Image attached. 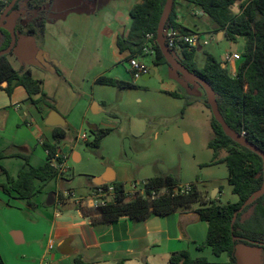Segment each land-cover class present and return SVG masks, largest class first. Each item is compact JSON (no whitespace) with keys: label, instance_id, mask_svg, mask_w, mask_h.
<instances>
[{"label":"rangeland","instance_id":"374dc122","mask_svg":"<svg viewBox=\"0 0 264 264\" xmlns=\"http://www.w3.org/2000/svg\"><path fill=\"white\" fill-rule=\"evenodd\" d=\"M33 4L30 5L29 2ZM142 0H22L20 8L10 14L14 18L15 26L22 28L20 37L25 38L29 30L28 25L33 23L37 17L50 19L48 29L56 33L58 30H66L71 34L76 31L88 30L89 35L94 37L95 32L101 34L107 31L108 35L114 32V36H121L120 31L127 32L131 26V18L128 8L134 3ZM35 2L40 3L37 9ZM239 5L232 7V12L238 13ZM187 24L194 32L201 33L202 41L198 54V65L204 64V52L223 61L225 54L241 51L244 48V39H238L236 43L224 39L218 40L217 32L208 17L204 15L187 14ZM74 31V32H72ZM215 35V36H214ZM118 49L114 43L113 53L109 50L107 58L115 65V71L124 74L121 80L136 85L135 88H119L112 86L96 85L94 87V98L91 94V83L84 98L70 100V87L64 86L60 101H63L71 109L68 121L72 124L66 134V141L61 142V151L67 153L65 187L75 191L76 196L83 195L88 183L101 179L108 169H112L117 181L124 184L127 192L133 190L132 184L138 188L143 183L156 176L171 174L175 176L182 185H193L197 191L207 200L214 199L218 204L237 202L238 197L232 193L228 184V169L224 163L216 162L226 156V151L221 150L218 157L208 148V143L214 137L210 120L211 110L207 108V97L203 88L194 81H190L174 71L169 65L155 67L152 60L147 59L150 69L154 74L149 79L140 78L134 80L125 70V61L119 56ZM83 57V56H82ZM100 53L92 63H88V71L100 67ZM12 61V58H9ZM69 62V58L65 60ZM74 63L71 58L70 66ZM16 63L14 64V66ZM229 67V64H228ZM229 69V68H228ZM231 72V68L229 69ZM35 76L45 78L42 71ZM48 89L54 88V82L58 78L48 76ZM57 84V82H56ZM73 89L78 88L76 83H71ZM70 88V89H69ZM90 91V93H89ZM48 92V91H47ZM170 92H176L182 98L171 96ZM64 96V97H63ZM7 98V94L0 92V103ZM92 105L100 106L101 111L93 114L91 110L84 118L83 111ZM64 103L61 106H63ZM189 103V105H187ZM21 105L20 113L32 105ZM36 107V106H35ZM37 108V107H36ZM40 112L41 109L37 108ZM8 122L6 131H0V137L8 138L15 144L32 142L31 150L37 156L43 153V149L31 139L27 126L14 117L13 111ZM6 112H0V124L5 121ZM8 119V118H7ZM6 119V120H7ZM17 124V125H16ZM97 129H112V132L104 137L99 147L92 146ZM1 126V125H0ZM85 134L86 141L81 139ZM3 148L0 145V152ZM7 151L8 149H5ZM79 155L73 158V153ZM77 160V161H76ZM1 165L9 170L10 175L15 176L19 169L25 165L20 158H8L0 160ZM32 165L37 166L38 160L33 158ZM0 182H6V175H0ZM54 183L47 187V191L54 190ZM218 189V192L216 190ZM46 197V196H44ZM25 200H15L0 189V224L11 225L26 229L27 222L40 220L36 212L27 210ZM200 203H194L192 208L198 209ZM182 211V210H179ZM204 238L207 233V224L203 222ZM23 232V230L18 229ZM16 255L5 254L6 264H38L28 258L37 251L33 243L27 242L16 245ZM38 249L42 250L39 244ZM193 257H205L210 262H225V254L217 257L209 248L202 251L194 246L188 250ZM238 264H264V249L239 246L236 250ZM143 263V260H141ZM148 264H169L167 259L159 257L153 260L149 257Z\"/></svg>","mask_w":264,"mask_h":264},{"label":"trees","instance_id":"16d2710c","mask_svg":"<svg viewBox=\"0 0 264 264\" xmlns=\"http://www.w3.org/2000/svg\"><path fill=\"white\" fill-rule=\"evenodd\" d=\"M19 0L12 11L20 8ZM166 0H143L135 4L129 11L131 26L126 37H118L117 47L120 53L128 52L129 59L142 52L145 37L153 34L157 38V30ZM185 3L197 10L198 15L209 18L217 33L223 32L231 42L244 39L241 60L237 62L236 73H230L228 64L220 62L208 52H204V64L198 65L199 49L184 46L180 54L174 55L189 71L199 75L213 88L219 111L231 129L242 135L249 142L264 151V0H174V5L165 28L172 25L179 33L194 32L190 28L177 22V7ZM30 5L33 3L30 1ZM239 5L238 13L232 12V7ZM37 9L40 3L35 2ZM7 5L0 3V16ZM47 21L37 17L28 25V34L43 36L46 32ZM16 33H22V28L15 26ZM11 44V35L0 27V51ZM155 57L152 63L155 67L168 65L157 43L154 44ZM57 74L61 71L53 64ZM6 83L3 88L2 85ZM99 85L135 88L133 83L124 82L116 78L99 77ZM17 87H22L28 93L29 100L37 108L45 104L56 109L53 100L43 89L42 80L33 76L32 70L22 65L16 70L8 59V55L0 57V89L9 96ZM175 98H182L176 92H170ZM189 105V103L187 104ZM207 108H210L206 103ZM210 125L214 137L208 143L214 158L221 150L226 156L216 162L224 163L228 169V184L232 193L238 197L237 202L218 204L216 200L205 199L192 186L186 194L172 195L176 187L181 186L178 179L171 175L156 176L146 180L147 194L151 190L168 189L157 199L150 200L141 195L129 196L125 193L124 184L114 180L111 182L116 190V197L112 203L96 210H80L84 217L90 218L92 223L111 224L123 217L133 221H144L149 216H167L178 210L189 209L194 203H200L196 209L201 221L207 223L206 238L198 245L200 251L209 248L219 257L227 256L225 262H210L205 257H193L188 250L174 252L169 256V264H238L236 249L238 246L264 249V195L252 201L243 211L238 212L243 203L255 191L259 190L264 181L263 161L260 156L241 146L228 137L219 122L211 116ZM112 132V129H97L92 146L99 147L102 139ZM54 142L43 144L48 152L46 162L42 166L21 169L16 178H10L6 169L0 163V175L6 174V182L0 183L2 191L12 198L26 200L34 206L32 199L37 193V182L47 183L55 180L60 173L52 166L51 160L60 150V144L66 138L62 128L53 130ZM5 155L0 154V160ZM22 158L29 164V157L23 154L10 155ZM238 212V213H237ZM237 218L232 225L234 215ZM263 244V246H260ZM0 264H5L0 253ZM74 264H85L80 258Z\"/></svg>","mask_w":264,"mask_h":264},{"label":"crops","instance_id":"0c3cea01","mask_svg":"<svg viewBox=\"0 0 264 264\" xmlns=\"http://www.w3.org/2000/svg\"><path fill=\"white\" fill-rule=\"evenodd\" d=\"M135 4L137 3L129 6L128 11ZM196 11L185 3L178 5L177 22L190 28L187 24L186 16L188 14L194 17L197 14ZM49 24L50 19L47 20L46 32L43 36L27 34L25 38H23L24 36L21 38V33H18L17 47L8 55V59L12 58V61L10 59L9 61L16 70L25 65L32 70L35 78L42 80L43 89L50 99L53 100L56 109L40 104L41 111L39 112L29 100L28 93L22 87L15 88L11 96L0 89V92L6 93L9 98H5L0 103V112H6V115H4L5 121L0 124V131H6L7 121L12 116V113L9 114L11 111H7V109L12 110L17 121L27 126L31 139L43 149V153H38L36 156L31 150L32 142L15 144L8 138L0 137V145L3 148L0 154L3 153L5 155L3 159L18 158L10 157V155L15 154H23L29 157V164L25 163L22 169L45 164L48 153L43 144L45 142H54L53 130L55 128H62L66 134L70 130L69 126L72 124L68 121V115L71 108L63 101H60L62 91H64V96L67 95L66 88L63 89L64 86L71 88H69V94L72 95L69 98L74 100L79 98V96L84 98L88 90L87 86L91 83V94L89 97L91 96V99H93V86L99 85L96 83L99 77L104 76L119 80L125 77L124 74L115 71L113 61L107 58L109 50L113 53L114 43L118 49L117 39L119 36L116 35L115 37L114 32L108 35L107 31L105 33L103 31L100 32V36L95 32L93 38L86 29L76 32L72 31L74 32L72 34L66 30L50 33ZM120 34V37H126L128 31H120ZM215 35L218 40L224 39V34L221 38H219V33ZM242 52L243 49L235 51V53ZM99 53L100 59L98 62L100 67H95L91 69L92 72H89L88 63H92V56L94 55L97 58ZM128 55V52L119 54L125 61V70L131 75ZM67 58H69V62L65 61ZM71 58L74 59V63L70 66ZM15 63L16 65L14 66ZM50 63H53L61 71L60 75L57 74ZM163 66L165 65L158 67ZM236 67L237 63L229 64L230 73L235 74ZM40 71L45 73V78L35 76ZM48 76L58 78L54 82V88L50 90H46L48 89L49 79H51ZM71 83H76L78 88L74 90L73 86H70L72 85ZM5 86L2 85L3 88ZM21 103L27 106L30 104L34 107H27L24 113H20ZM60 103H64L63 106ZM90 110L93 114H96L101 111V108L99 105H92L90 102L89 109L86 108L83 111L84 118ZM54 113L58 115L55 120L58 125L49 124V121H53ZM91 126L97 129L96 125ZM64 141H66V138ZM4 148L8 150L5 151ZM61 152L67 154L66 152ZM75 156L79 160L80 157L76 152L73 153L74 159ZM33 158L38 160L37 166L32 165ZM6 171L10 178H16L19 172L13 176L10 175L9 170L6 169ZM115 180H117L116 175ZM65 181V177L62 174L50 182L36 183L37 193L32 199L34 206L32 207L25 201L27 202V210L36 212L40 220L36 221V223L27 222L25 227L28 229V233L21 228L0 224V253L3 259H5L3 251L7 255L15 256V244L21 245L30 242L33 243L37 251L28 260L33 259L38 264H74L77 258H80L85 264H148L149 257L153 260L165 257L169 263V256L172 253L189 250L190 246L198 249V245L206 238V236L204 238L202 233L205 225H202L204 224L203 221L200 220L196 209L192 207L182 211L178 210L167 216L151 215L144 221H133L123 217L108 225L99 221L92 223L90 218L81 214V211L73 202H64L60 208L57 207V194L68 189L65 187ZM51 183H54L55 189L50 190L52 192H49L47 196V187ZM102 183V178L93 183H88L83 195H90ZM125 191L127 192L126 188ZM132 192L133 190L127 193L131 196ZM18 229L23 230V232ZM39 244L42 246V250L38 249ZM141 260H143V263Z\"/></svg>","mask_w":264,"mask_h":264},{"label":"built area","instance_id":"2783aa9c","mask_svg":"<svg viewBox=\"0 0 264 264\" xmlns=\"http://www.w3.org/2000/svg\"><path fill=\"white\" fill-rule=\"evenodd\" d=\"M10 0H0L1 4H7ZM165 43L169 50L180 54L184 46L188 48L196 47L199 48L201 44L207 45V41H202V35L198 32H192L188 34L179 33L172 25L168 26L165 31ZM157 41L154 39L153 34H148L145 37V45L142 52L133 56L128 60L129 69L134 80H139L140 78L149 75L151 69L149 64H147V59L153 60L155 57L154 44ZM241 60V53L229 52L224 56V62L226 64H235ZM81 139L86 141L87 137L85 134L81 136ZM48 153V152H47ZM67 154L59 152L52 158L51 164L55 167L60 175L66 172L67 168ZM147 182L143 183L142 188H138L136 184H133L132 195H141L143 197H148L150 200L157 199L161 195L169 194V190L162 188L159 190H151V194H147L146 186ZM192 186L190 184L181 185L173 190L172 195L186 194L191 191ZM125 193L129 195L126 191ZM116 190L114 185L111 183H102L94 189V191L87 197L76 196L75 191L72 189H65L57 194V207H61L64 202H73L79 210H96L99 207L106 206L112 203L116 197ZM131 195V196H132Z\"/></svg>","mask_w":264,"mask_h":264},{"label":"water","instance_id":"95a60500","mask_svg":"<svg viewBox=\"0 0 264 264\" xmlns=\"http://www.w3.org/2000/svg\"><path fill=\"white\" fill-rule=\"evenodd\" d=\"M17 1L18 0H12L10 5L6 8V10L3 12V14L0 18V27L5 29L6 31H8L11 35V44L9 45L8 48L0 51V57L5 56V55H9L15 49V45L17 44V33L15 30L14 18L10 17V21L7 24L3 23L6 15L8 14V12H10L13 9V7L17 3ZM173 5H174V0H166L165 6L163 9L161 18H160L158 30H157V38H156L157 45L159 46V48H160L163 56L165 57L168 65L174 71L178 72L184 78H186L190 81L196 82L197 84H199L203 88V90L205 91L206 97H207L208 105L210 106L212 116L222 126L224 133L228 137H230L234 142H236V143L240 144L241 146L251 150L252 152L256 153L258 156H260L262 158L263 172H264V151L259 149L253 143L249 142L242 135L238 134L237 132H235L233 129H231L229 127V125L226 123V121L224 120L223 116L221 115V113L219 111V107H218V104L216 101V94H215L213 88L211 87V85L208 82H206L202 77H200L199 75L189 71L184 65H182V63L174 55V52L169 50V48L166 46L165 36H164L165 31H166L165 26H166L167 20L170 16ZM222 35H223V32H220L219 38H221ZM153 74H154V70H151L149 75H147L143 79H149L151 77V75H153ZM3 85H6V83H4ZM57 116H58L57 113H54V116L52 118L53 121H51V122L49 121V124L58 125V122L55 121ZM102 179H103V183H111L115 180V173L112 171V169H108L106 174L102 177ZM216 192H218V189L216 190ZM263 195H264V181H263L262 187L248 197V199L243 203V205L241 206V208L239 209L238 212L243 211L252 201L261 198ZM214 197H215V194L213 195L212 199H214ZM237 213H235V215H234L232 225L237 218ZM260 246H263V244H260Z\"/></svg>","mask_w":264,"mask_h":264},{"label":"flooded vegetation","instance_id":"af4514ba","mask_svg":"<svg viewBox=\"0 0 264 264\" xmlns=\"http://www.w3.org/2000/svg\"><path fill=\"white\" fill-rule=\"evenodd\" d=\"M18 1H19V0H18ZM18 1H17V2H18ZM11 2H12V0H10L9 3L5 4V5H7L6 8L10 5ZM6 8H5V10H6ZM13 8H14V7H13ZM5 10H4V11H5ZM12 10H13V9H12ZM12 10H11L10 12H8V14L6 15L5 20H4V22H3L4 24H7V23L10 21V14L14 12V11H12ZM4 11H3V12H4ZM3 12H2V14H3ZM2 14H1V16H2ZM1 16H0V18H1ZM17 34H18V33H17ZM17 40H18V39H17ZM16 47H17V44L15 45V48H16Z\"/></svg>","mask_w":264,"mask_h":264}]
</instances>
